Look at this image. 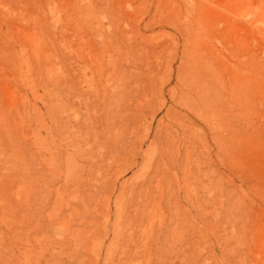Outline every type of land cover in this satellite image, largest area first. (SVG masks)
Returning a JSON list of instances; mask_svg holds the SVG:
<instances>
[{
    "label": "rangeland",
    "instance_id": "374dc122",
    "mask_svg": "<svg viewBox=\"0 0 264 264\" xmlns=\"http://www.w3.org/2000/svg\"><path fill=\"white\" fill-rule=\"evenodd\" d=\"M0 264H264V0H0Z\"/></svg>",
    "mask_w": 264,
    "mask_h": 264
}]
</instances>
